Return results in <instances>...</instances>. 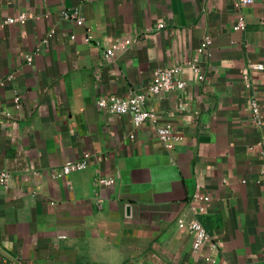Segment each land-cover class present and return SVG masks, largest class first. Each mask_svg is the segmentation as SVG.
Returning <instances> with one entry per match:
<instances>
[{"label":"crops","instance_id":"1","mask_svg":"<svg viewBox=\"0 0 264 264\" xmlns=\"http://www.w3.org/2000/svg\"><path fill=\"white\" fill-rule=\"evenodd\" d=\"M75 9L83 25L63 14ZM258 64L264 0H0V171L11 175L0 186V264H264ZM168 67L186 87L148 101L156 123L137 128L98 108ZM162 125L179 138L170 148ZM180 218L198 219L209 241L194 250Z\"/></svg>","mask_w":264,"mask_h":264},{"label":"built area","instance_id":"2","mask_svg":"<svg viewBox=\"0 0 264 264\" xmlns=\"http://www.w3.org/2000/svg\"><path fill=\"white\" fill-rule=\"evenodd\" d=\"M89 1V0H86ZM256 0H237L238 6H248L252 5ZM64 16L67 19L74 21L77 25H83L85 19L79 9L69 13L64 11ZM27 20L26 15L22 14L16 19H9V22H19L23 23ZM246 24L240 21L235 27V30H244ZM74 38V37H73ZM132 43L131 40H126L121 48H126ZM211 44V38L206 36L199 48L200 53L208 51ZM117 48V46H115ZM31 61V60H30ZM195 71L198 72L196 65H192ZM256 69L263 71L264 67L261 64L256 65ZM179 67H168V68H158L154 71L151 83L142 90L133 91L127 97H118L116 95H109L102 97L98 100V108L112 115H129L132 118L135 127H140L146 122L156 123L158 121V116L153 112L149 106L148 101L153 97L163 93L170 92L173 90H182L186 87V82L180 77ZM20 97L15 99L16 103L20 102ZM252 117L255 124L258 127L264 125V120L261 118L260 108L257 101H252ZM158 135L161 142L168 148L172 147L176 141L179 140L175 136L174 131L169 125H162L158 127ZM86 160L88 155L85 156ZM87 167V162H66L62 167L60 173L63 175H68L74 171L83 170ZM11 175L7 171H0V186L4 188L9 187ZM200 203L199 215L205 213V205L211 201L209 195L197 196ZM177 225L181 229H187L194 236L193 249L198 250L203 245H205L209 239L210 235L198 219H193L191 221H185L183 218L177 220Z\"/></svg>","mask_w":264,"mask_h":264}]
</instances>
